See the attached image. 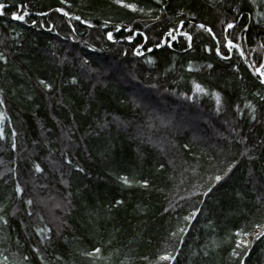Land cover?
<instances>
[{"label": "trees", "instance_id": "1", "mask_svg": "<svg viewBox=\"0 0 264 264\" xmlns=\"http://www.w3.org/2000/svg\"><path fill=\"white\" fill-rule=\"evenodd\" d=\"M0 4V264H264V0Z\"/></svg>", "mask_w": 264, "mask_h": 264}, {"label": "snow or ice", "instance_id": "2", "mask_svg": "<svg viewBox=\"0 0 264 264\" xmlns=\"http://www.w3.org/2000/svg\"><path fill=\"white\" fill-rule=\"evenodd\" d=\"M3 7H4V5L3 4H0V10H2ZM0 14H3L2 11H0ZM13 18L14 19H17V20H24V15H17L16 13H13ZM77 19H79V17H77ZM201 27H203V25H201ZM228 27L229 28H232L233 25L229 24ZM209 31H211V30L209 29ZM108 38L109 39L112 38L111 34H109ZM189 39H191V37H189ZM157 46L159 47V45H157ZM232 46L233 45L231 44V42H229L228 47H232ZM137 54H140V53H137ZM261 75H264V72H261ZM41 83H44V82L41 81ZM216 179L217 180H220L221 178L220 177H216ZM125 183H127V180H125ZM262 235H264V233H262ZM161 259H165L166 260V259H169V257L165 256V257H161Z\"/></svg>", "mask_w": 264, "mask_h": 264}, {"label": "rangeland", "instance_id": "3", "mask_svg": "<svg viewBox=\"0 0 264 264\" xmlns=\"http://www.w3.org/2000/svg\"><path fill=\"white\" fill-rule=\"evenodd\" d=\"M201 64H195V66H196V68H199V66H200ZM194 88H195V90L198 92L199 91V89H198V86H196V84L194 85ZM211 93H215L214 91H211Z\"/></svg>", "mask_w": 264, "mask_h": 264}]
</instances>
